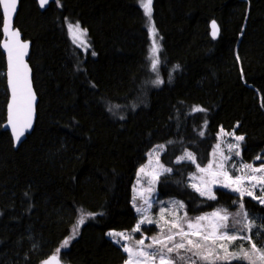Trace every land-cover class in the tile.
Here are the masks:
<instances>
[{"label": "trees", "instance_id": "trees-1", "mask_svg": "<svg viewBox=\"0 0 264 264\" xmlns=\"http://www.w3.org/2000/svg\"><path fill=\"white\" fill-rule=\"evenodd\" d=\"M151 17L160 43L155 72L138 0H53L45 10L20 0L14 25L31 43L38 103L32 132L14 149L2 127L0 49V264H40L50 254L62 264H123L108 233L135 226L131 187L157 145L173 170L157 179V198L179 200L188 217L237 210V195L216 187L215 200L201 197L188 176L209 162L220 129L244 136L242 163L264 164V0H152ZM71 23L87 30L86 54L72 45ZM1 26L0 11V43ZM185 152L197 163H177ZM244 202L264 222V206Z\"/></svg>", "mask_w": 264, "mask_h": 264}, {"label": "snow or ice", "instance_id": "snow-or-ice-1", "mask_svg": "<svg viewBox=\"0 0 264 264\" xmlns=\"http://www.w3.org/2000/svg\"><path fill=\"white\" fill-rule=\"evenodd\" d=\"M40 8H44L49 0H38ZM4 14L3 31L10 35L6 39L3 48L7 53V84L11 91V102L8 104V124L12 128L15 140L19 141L27 128L31 127L33 103L35 95L31 88L29 70L23 57L26 55L28 44L21 42L18 30L11 29V18L16 11L17 0H0ZM141 7L144 14L148 17L149 35L152 39L149 59L151 68L155 72L158 69L160 59L159 43L156 40L155 26L152 24V0H141ZM213 37L217 35V26L212 24ZM69 33L73 36V42L77 47L87 50L86 42L87 30L81 29L79 24L69 25ZM95 55V53H92ZM163 83L157 78L155 84L159 86ZM194 112L203 111L200 108H194ZM123 119V117H121ZM200 135H204L203 132ZM221 135H229L235 143H228V151L235 156H240L241 143L244 136L236 135L234 132L225 133L221 129ZM164 145H157L149 154L155 156L157 169H154V176L170 173L171 168L164 167L160 163L159 153L164 149ZM219 149V145H217ZM213 155H216L214 150ZM231 155L221 154L218 161L209 162L207 167H200L197 164V171L205 174L201 176L200 185L193 183L191 187L201 197L209 200H215L216 194L213 191V185L227 189L239 196V211L230 214L225 209H218L211 213H206L195 218H189L187 213L179 215L178 212L184 209V204L173 201L169 208H162L159 213V219H153L149 214L152 207L151 192L154 190L150 185L146 190L148 195L141 196L143 203L141 205L133 204L137 213L141 214V219L133 229L140 232L141 225L155 224L159 232L151 237L136 241L135 246L123 245V251L127 254L125 264H232L233 261H242L244 264H264V244L258 245L257 240L264 241V222L259 225L256 218L250 217L245 208L244 198L250 197L264 206V164L254 166L252 163H241L239 167L232 166L233 171L226 167ZM257 159H261L257 156ZM190 161L196 164V157L191 152H185L183 156L177 158V163L181 161ZM215 164V167L213 165ZM144 168L140 169L143 173ZM239 172V175L235 173ZM205 176L208 178L205 179ZM195 179V177H192ZM259 190V195H257ZM233 203H237L236 200ZM167 213V216L165 215ZM167 217H171L168 219ZM162 221V223H161ZM84 223V217L77 221L73 228V236L66 239L61 248L66 247L70 240L78 234L79 226ZM256 230L255 232L253 230ZM109 236L119 237L120 240L129 239L131 236L123 232H110ZM243 243L236 244V241ZM59 249L57 252L59 253ZM44 264H59V256H52Z\"/></svg>", "mask_w": 264, "mask_h": 264}, {"label": "rangeland", "instance_id": "rangeland-1", "mask_svg": "<svg viewBox=\"0 0 264 264\" xmlns=\"http://www.w3.org/2000/svg\"><path fill=\"white\" fill-rule=\"evenodd\" d=\"M138 2L140 4V6H141V0H138ZM143 12H144V9H143ZM146 19H147L146 27L148 29L149 28V24H148V17L147 16H146ZM69 25H73L74 26L75 24H72L71 23V24H68L67 25V34H68L70 40L72 41V45L75 46V47H77L78 41H77V43H74L73 42V36L69 33ZM148 32H149V30H148ZM149 38H150V45H149V49H148V63L150 64V68H151V60L149 59V55H150V48H151V45H152V39H151L150 35H149ZM85 39H86V42L88 44L87 37ZM156 40L159 43V38L157 36V33H156ZM159 47H160V43H159ZM77 48L81 51L82 54H86L89 51V44H88L87 50H85V49H83L81 47H77ZM158 56H159V53H158ZM224 132L225 133H230V132H226V131H224ZM217 138H218L217 144H216V147L214 149L216 151V155L215 156L213 155V153H214V150H213L212 153H211V155H210L209 162H211L213 160L218 161L220 159L221 154H223L225 156L231 155V159L228 161L226 167H228V169L230 171H233V168H232L233 165H235L236 167H239L240 164L242 163L240 161V158L239 157L235 156L234 154L229 153V151H228V147H227L228 143H235V140L231 136H229V135H221V129L217 133ZM217 145H219V149H217ZM155 147H153L148 152L146 161L141 166H139L137 168L136 176H135L133 185L131 187V206H132L133 211H134V213H135V215L137 217V222H136L135 226L140 221L141 214L140 213H137L135 207H133V204L135 203L137 205H141L143 203V200L141 199V196L142 195H144V196H147L148 195V193H147L146 190L149 188L150 185L153 187L154 190L151 192L152 207L149 209L148 214L153 219H159L160 210L162 208H169L171 206V204H172L173 201L180 202L179 200H177L175 198H168V199H159V198H157V196H158V192H157V179L159 177L158 178H155V176H154V169H157L158 166L156 165L155 156H151L150 157V155H149ZM163 152H164V149L159 153V158H160V156L162 155ZM255 161H259V159H256ZM181 162H190V161L184 160V161H181ZM209 162L204 167H207V165L209 164ZM253 165L254 166H260L261 164L256 163V164H253ZM213 167H215V164L213 165ZM141 168H144L145 169V171L143 173L140 172V169ZM235 174L236 175H239L240 173L239 172H236ZM204 175L205 174L200 173L198 171H196L195 173L190 174L188 176V185L190 187H191V185L193 183H195L197 185H200V179L199 178L201 176H204ZM192 177H195V179H192ZM207 178L208 177L205 176V179H207ZM216 187H218V186L213 185V190ZM191 189L193 190L192 187H191ZM224 190L229 191L227 189H224ZM229 192H231V191H229ZM231 193H233V192H231ZM233 194H235V195L238 196L237 193H233ZM257 195H259V190H257ZM238 198H239V196H238ZM245 198L251 199L250 197H247V196ZM251 200H253V199H251ZM253 201H255L256 203H258V201H256V200H253ZM218 209H225V208L218 207V208H216V209H214V210H212L210 212H205V213L200 214L198 216L204 215L206 213H211V212L216 211ZM237 211H239V206H238V208H237V210L235 212H233V213L232 212H229V211L228 212L230 214H234ZM184 213H185V210L184 209L182 211L178 212V214L181 215V216L184 215ZM165 215L167 216V213H165ZM195 217H197V216H195ZM195 217H189V218H195ZM250 217H254V216L250 215ZM167 218L168 219H171V217H167ZM256 222L258 224L257 219H256ZM161 223H162V221H161ZM135 226L133 227V229L135 228ZM140 227H141V231L140 232L133 231V229L131 231H119V232L125 233L126 237L127 236H131L132 237L131 240H129V239L120 240L119 237H112V236H109V235H108V237L116 245H118L122 249V251H123V245L127 244L129 246H135V243H136L137 240H139V239H145L146 237L154 236V235H156L159 232V229L157 228V226L155 224H147V223H145V224L141 225ZM146 231H150L151 234L150 235L147 234ZM253 231L255 232L256 230L254 229ZM148 242H149V240L148 239H145V243L147 244ZM235 243L236 244H240V243H243V242L238 240ZM257 243H258V245L264 244V241L257 240ZM125 255H126L125 261H126L127 260V254L125 253ZM125 261H124L123 264H125Z\"/></svg>", "mask_w": 264, "mask_h": 264}, {"label": "water", "instance_id": "water-1", "mask_svg": "<svg viewBox=\"0 0 264 264\" xmlns=\"http://www.w3.org/2000/svg\"><path fill=\"white\" fill-rule=\"evenodd\" d=\"M52 1H53V0H49V3H48L44 8H40L39 3H38V0H35L36 4H37V6H38V8H39L40 10H45V9L48 7V5H49L50 3H52ZM19 3H20V0H17L16 11H15V13L12 15V18H11V29H12V30H18V31H19V29H18L17 27H15V25H14V20H15V17H16V14H17L18 8H19ZM0 11H1V15H2V26H1L2 40H1V43H0V49H1V52L3 53V55H4V61H5L4 78H5V87H6V91H7V102H6V107H5V121H4V123L2 124V127H3L4 130H6V131L9 133L10 138H11V141H12V144H13V148H14V149H17V147L20 145V143H21L22 141H24L25 138H26V137L32 132V130H33L34 123H35V119H36V106H37V103H38V97H37V95H36V93H35V90H34V87H33V82H32V70H31V67H30V65H29V63H28L31 43H30V41L23 39V38H22V35H21L20 31H19L21 42H24V43H27V44H28V49L26 50V55H24L23 60H24V63H26L27 66H28V70H29V78H30V82H31V88H32V91H33V93H34V95H35V101H34V103H33V114H32L31 127H30V128H27V129L24 131V134L20 137V140H19V141L15 140V138H14V136H13V133H12V128H11V126L8 124V104L11 102V91H10V89H9V87H8V84H7V76H6V73H7V53H6V51L4 50V48H3V46H2L6 39H10V35H9L8 33H5V32L3 31V27H4V14H3L2 6H0ZM213 22H214V21H211L210 24H209V28H210V32H209V34H210V37H211L213 40H216V39L218 38V35H219V28H218V26H217V24H216V22H215L218 31H217V35H216L215 38H214V37H213V34H212V33H213V28H212V24H213ZM52 256H56V254H50V255H48L47 257H45V258L40 262V264H44V262L47 261V260H49ZM59 264H62L60 258H59Z\"/></svg>", "mask_w": 264, "mask_h": 264}]
</instances>
